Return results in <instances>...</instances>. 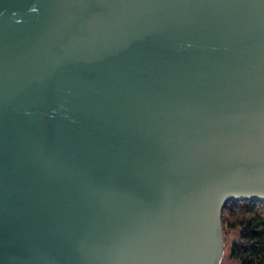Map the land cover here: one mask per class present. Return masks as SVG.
<instances>
[{"label":"water","instance_id":"1","mask_svg":"<svg viewBox=\"0 0 264 264\" xmlns=\"http://www.w3.org/2000/svg\"><path fill=\"white\" fill-rule=\"evenodd\" d=\"M264 202V0H0V264H219Z\"/></svg>","mask_w":264,"mask_h":264},{"label":"trees","instance_id":"2","mask_svg":"<svg viewBox=\"0 0 264 264\" xmlns=\"http://www.w3.org/2000/svg\"><path fill=\"white\" fill-rule=\"evenodd\" d=\"M264 202L229 201L222 209L225 229L238 230L229 247V255L239 264H264Z\"/></svg>","mask_w":264,"mask_h":264},{"label":"rangeland","instance_id":"3","mask_svg":"<svg viewBox=\"0 0 264 264\" xmlns=\"http://www.w3.org/2000/svg\"><path fill=\"white\" fill-rule=\"evenodd\" d=\"M264 214V213H263ZM238 230H231V229H225L224 233V241H225V247H224V253L223 257L219 264H239L238 261L232 259L229 255V247L231 243L234 241V239L237 238Z\"/></svg>","mask_w":264,"mask_h":264}]
</instances>
